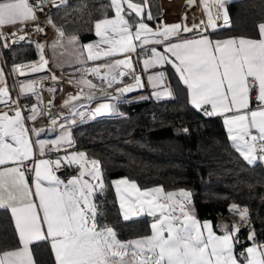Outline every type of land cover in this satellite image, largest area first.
<instances>
[{
  "label": "snow or ice",
  "instance_id": "obj_1",
  "mask_svg": "<svg viewBox=\"0 0 264 264\" xmlns=\"http://www.w3.org/2000/svg\"><path fill=\"white\" fill-rule=\"evenodd\" d=\"M48 2L36 0L33 4L30 0H0V29L36 21L37 11L42 12V5ZM188 2L192 4L194 0ZM226 2L211 0L217 9L214 15L209 0H202L207 22L201 21L193 28L174 24L153 30L143 22L144 6L133 0H110L108 7L114 10V18L105 16L97 20L95 34L100 40L96 44L83 45V49L87 52V60L97 61L133 53L137 47L164 44L163 52L151 48L149 58L143 61L144 70L171 65L187 89L190 104L205 116L223 117L232 146L251 164L258 159L264 160V23L258 27L259 39L212 40L201 33L198 38L171 42L181 32L197 28L215 30L216 21L221 18L227 25ZM132 13L141 18L139 22L133 24L126 18ZM152 18L149 13L147 19ZM48 22L52 23L51 20ZM36 30L43 31L38 26ZM57 31L64 36L62 30ZM77 40L72 36L69 42L76 43ZM101 44L108 47L100 48ZM36 47L41 51L40 64L30 66L32 72L42 71L48 64L43 56L44 45L37 44ZM22 67L16 69L21 75L24 74ZM121 69L134 71L130 57L85 71L111 88L121 82L118 77L129 74ZM133 78L135 85L117 91L123 94L143 87L139 76ZM51 79L56 81L57 77L52 75ZM164 80L163 71L148 77L154 88L164 89L155 93L157 99L172 95L163 84ZM77 83L90 89L96 87L83 78ZM0 85H5L2 72ZM20 92L21 95L34 92V85H21ZM76 99L79 97H70V101ZM10 100L6 85L0 87V103L14 112L10 116L8 112L0 111V210L10 211L21 247L0 253V264H35L30 245L39 241L50 242L55 264H264V244L256 242L255 231L247 237L253 242L252 246L239 253L237 258L235 245L240 242L237 235L240 224H234L231 231L228 225H222L223 234L217 235L210 222L201 223L194 215L189 191L165 193L157 187L141 192L136 183L127 178L112 182L123 219L128 221L132 216L146 212L152 217L151 234L121 241L112 226L102 223L103 212L95 202L97 193L106 190L100 161L88 159L84 152L66 154L55 160H36L25 117L18 101H12L17 105L12 108L8 103ZM253 103L255 107H252ZM112 111L114 106L105 103L96 108L94 115ZM31 112L27 119L34 121L38 109L33 106ZM56 123L53 119L52 125ZM60 127L65 129L63 124ZM31 131L38 137L42 130L33 128ZM36 143L40 156L45 155L47 144H50L48 151H60L64 145H73L67 129L58 139L47 144L43 141ZM29 161H32L31 165ZM62 161L68 167L78 166V175L67 181L59 179L55 170L61 168ZM29 172L33 173L31 185L26 175ZM230 210L243 222H248L246 208L240 209L233 204Z\"/></svg>",
  "mask_w": 264,
  "mask_h": 264
},
{
  "label": "trees",
  "instance_id": "obj_2",
  "mask_svg": "<svg viewBox=\"0 0 264 264\" xmlns=\"http://www.w3.org/2000/svg\"><path fill=\"white\" fill-rule=\"evenodd\" d=\"M145 2V0H143ZM109 0H66L49 8V20L64 32L63 39L76 36L83 41L93 37L96 19L111 15ZM229 25L209 30L211 37L258 36L264 21V0H227ZM143 19L151 25L161 12L159 0H147ZM137 17L130 16L131 23ZM12 61H36L40 50L31 41L7 45ZM51 52V51H49ZM54 69H58L50 63ZM64 71V67H61ZM173 99L154 100L144 92L115 103L114 111L103 115L83 113L68 127L74 149L100 161L106 190L95 202L103 212L102 223L112 226L121 238L148 233L147 215L125 221L120 213L112 179L125 176L139 187L161 185L165 190L185 188L191 193L190 208L199 219H209L216 230L222 224L232 230L240 224L239 243L264 240V166L260 160L249 164L235 150L221 117H208L188 102L186 87L169 71ZM34 93L20 94L23 101ZM187 129V131H185ZM248 210V222L234 219L231 206ZM237 216V215H236ZM19 245L9 211L0 210V251ZM35 264H52L44 241L30 245Z\"/></svg>",
  "mask_w": 264,
  "mask_h": 264
},
{
  "label": "crops",
  "instance_id": "obj_3",
  "mask_svg": "<svg viewBox=\"0 0 264 264\" xmlns=\"http://www.w3.org/2000/svg\"><path fill=\"white\" fill-rule=\"evenodd\" d=\"M109 2H110V0H109ZM133 2L141 4L142 6H144L145 7L144 14H146V16L148 15L147 9H146V4H145V2L143 0H133ZM159 2H160L161 12L154 18V24L151 25L150 23H148L146 20L143 19V22L148 24V26L150 28H152L153 30H155L157 28H162L163 26H171V25H174V24H180L182 27L187 26L188 28H193L194 25H200L201 21L207 22V13L205 11V6L202 3V0H194V3H192V4H189L188 0H159ZM59 4H61V1L60 2H56V0H54V3H53V2H51V0H49V2L47 4L42 5L43 11L42 12L41 11H37L36 15L37 16H41L44 19L45 23H49L48 22L49 21V8L52 7V6H55V5H59ZM209 8L213 12V14L215 15L217 9H216L215 6L212 5L211 0H209ZM132 15L134 17H136L135 13H132ZM114 16H115V13H114V10H113V13L111 15H108L107 17L108 18H114ZM104 17L98 18V19H96L94 21V23H93V33H94V35H93V37H91L89 39H86V40H83V41L78 39L76 43H70L69 42L70 37L67 38V39H63V37H61L62 39L59 38L58 42H56V43L54 41L47 42L46 44L48 46H50V51H51V52H49V54H50L49 56H48V50L46 48V44L43 43V42H40L41 45H44L43 56L48 61V64L42 71H39V72H32L31 69H30V66H33V65H37L38 66L40 64V59L36 60V61H32V60L18 61V62L12 61L11 62V67H10V73H9V71H8L6 65H5L3 54L0 51V72L3 73V80L5 82V85H6L7 89H8V92H9L10 96H12L11 88L9 86V84H10V80L9 79H11V77L13 78L14 86H15V83L17 82V80H21V79H28V82L30 84V80L32 78L36 77L37 75H39V73L42 74L44 72H47V70L50 72V74L51 73H55V72L56 73L59 72V71L53 69L49 65L50 63L54 64L58 68V70H60V71H62L61 67H64V71L67 74L77 75L81 79L83 78V79L89 80L91 77H93V78H96V77L91 75V74H86L85 68L87 66H96L97 67V66H99V64L100 65L109 64V63L114 62L115 60H119V58H122V57H126L127 58V56H128V57L131 58L132 66H133L134 70L138 72L139 77L141 78V81L143 83V87H141L140 89H138L136 91H133V92L129 93L130 94L129 97L138 96V95L143 94L144 92H147L156 101H161V100H166V99H173L174 98V91H173V87H172L171 82H170L169 71L172 69V71L175 73V75L179 78V76L176 73L175 69L171 65H164L163 67L149 68L147 71H145L144 67H143V61H142V59L145 58L146 54H150L149 53V48H150L151 45L155 46L158 49V51L163 52V48L165 46L164 44H161V45L149 44V45L144 46V48L137 47L135 52L128 53L126 55H116V56H113V57H110V58H105V59H101V60H97V61L87 60V52H86L85 49H83V45H87V44H90V43L91 44H96V43L99 42L100 37H98L95 34V22L97 20H99V19H103ZM126 18H128L130 23H131L130 17H126ZM140 19L141 18L137 17L133 24L139 22ZM216 23H217V28L216 29L229 25V23L227 25H224V22H223L222 18L217 20ZM261 23H264V21L259 22L258 27H259V25ZM50 24H52V23H50ZM53 26H55V25H53ZM57 28L59 30H61L59 27H57ZM132 30L135 31V28H133ZM209 30H212V29L208 28L207 30H204L203 28H197V29H194L191 32H187V33L181 32L180 36L176 37V38H172L171 42H179V41H181L183 39L198 38L201 35V33H203V35L209 36V38L212 39V40H223V39H228V38H239V37L252 38V39H259L260 38L259 34H258L257 37H248V36H241V35H238V36H225V37H211L209 35V33H208ZM27 32L30 35H32L31 31L29 32V31H26L24 29V31L19 35V37H21V36L24 37L27 34ZM258 33H259V31H258ZM10 35L11 34L8 32L7 36L9 37ZM115 38L118 39L119 37H115ZM51 40H54V39H51ZM17 42H19V41H17ZM9 43H15V41L14 42H9ZM135 43L139 44L138 41H136ZM107 47H108V45H104V44L100 45V48L106 49ZM81 52H83L84 55H81ZM40 53H41V51H40ZM17 66H23L21 68V71L24 72L23 75L20 74V71L16 70ZM160 71H163L165 73V80L163 81V84L166 85L171 90L172 95L171 96L161 97V98L157 99L155 93L157 91H163L164 89H163V87L159 88V86L154 88L152 86V84L148 81V77L150 75H155L156 73H158ZM8 74H9V76H8ZM47 78H49V77H47ZM5 85H0V87L5 86ZM186 91H187V89H186ZM29 93H34L35 95H37V93L35 91L34 92H29ZM187 98H188V102H189L188 92H187ZM254 100H255V98H254ZM23 102L25 104L24 105V108H25L24 117L27 119V117L32 115L31 109H32V106L34 104L33 105L26 104L27 101L26 102L23 101ZM111 102H114V101H111ZM189 104H190V102H189ZM34 106L38 109V114H37V116H38L40 109H39L38 106H36V105H34ZM15 107H16L15 105H12V108H15ZM252 107H255V103H253ZM0 111L8 112V114L10 116L14 115L13 111H11V110L7 111L6 110V107L4 106L3 103H0ZM41 116H42V114H41ZM41 116H40V119H41ZM219 117H221V116H219ZM37 120H39V119H37ZM221 120H222V123H223V117H221ZM25 126L29 129V137H30V139H31V141L33 143V146H34V152H35L36 160H39V159L55 160L58 157L65 156L66 154L83 152L81 149L69 148L67 145L62 146L60 151H48V147H50V144H47V142H50V141L55 140V139H58L60 137V135L63 134L64 130L67 129V128L62 129L59 124L53 126L54 127V131H53L52 134H46L45 132H43V133H40V135L38 137L34 133H32V131H31L34 128L32 124L25 122ZM223 127H224V129L226 131V134L228 136L227 129H226V126L224 125V123H223ZM67 131H68V129H67ZM37 141H43V142H46V144H47L44 156H40L39 155V147H38V145L36 143ZM230 142H231V140H230ZM65 149H66V151H65ZM88 159H92V158H88ZM62 164H64L63 161H62ZM26 175H27L29 184L31 185L32 184V180H33V173H31V174L27 173ZM85 178H87V177H85ZM124 178H127V177L118 176V177L113 178L112 182L116 181V180H121V179H124ZM127 179L129 181H133V180H131L129 178H127ZM136 185H137V183H136ZM112 186H113V189H114V192H115V196H116V200H117V203H118V206H119V213H120L121 217L123 218V215H122V212H121V209H120V201H119V198H118V196L116 194L115 186L113 185V183H112ZM137 187L140 189L141 192L148 191V190H151V189L157 188V187H161L165 193H167V192H178L179 190H182V189L186 190V191H189L188 189H185V188L165 190L161 185H158V184L157 185L148 186V187H144V188L139 187L138 185H137ZM135 195H136V193L133 192V198H135ZM9 213H10V211H9ZM142 215H147V214L145 212L143 214L134 215L132 217L142 216ZM148 217L150 218L148 233L143 234V235H139V236H133V237H130V238H121V237L118 236V239H120L121 241H126V240H129V239H134V238L145 236V235H150L151 234L150 224L152 222V217H150V216H148ZM196 218H197V216H196ZM11 219H12V217H11ZM197 219L201 223H204V222H210L211 223V221L209 219H199V218H197ZM234 219L237 220V217L235 215H234ZM12 222H13V225H14V220L13 219H12ZM211 225H212V223H211ZM222 225H224V224H222ZM14 228H15V225H14ZM212 228H213V231H215L217 235H222L223 234L222 230L219 231V230L214 229L213 225H212ZM229 231H231V230H229ZM17 237H18V235H17ZM44 242L47 245V248H48V251H49V254H50V257H51L52 264H55V258H54V254H53V252L51 250L50 242L49 241H44ZM256 242L260 243V244H264V240L256 241ZM252 243H253L252 241H249V242H246V243L241 244L239 246L235 245V254L237 255V258H239V254L237 252V249L238 248H243L245 250L247 247L252 246ZM19 247H21L20 244L18 246H16V247L4 249V250L0 251V253H2L4 251L15 250V249H17ZM33 259H34V257H33Z\"/></svg>",
  "mask_w": 264,
  "mask_h": 264
},
{
  "label": "bare ground",
  "instance_id": "obj_4",
  "mask_svg": "<svg viewBox=\"0 0 264 264\" xmlns=\"http://www.w3.org/2000/svg\"><path fill=\"white\" fill-rule=\"evenodd\" d=\"M31 26L34 27L36 25L32 24ZM28 28H29V32H30L31 27H28ZM40 28L43 29V31L49 35H52L57 30V28L54 27L53 25H51L50 23L42 24V25H40ZM24 29H26V26H24ZM26 36H27V34L24 37H26ZM46 48H47V44H46ZM125 58L126 57H122L119 59H125ZM93 67H96V66H91L90 68H93ZM121 70L128 71L129 74L125 75L124 77H118V79L121 80V82L114 84L111 88H109L107 86V84L104 83L102 85H96L95 88L90 89L85 85H77V84L72 83L68 78L64 77L59 72L55 73V76L57 77L56 81H53L51 78L35 80L34 86L37 90L41 91L42 96H43V100H44V105H45V112L41 116V119H39V120H41L42 123L44 122V123L50 125L53 119H60L61 115L63 116L62 110L56 111L54 109L55 105H53V98H52L53 95L54 96H56V95L61 96V95H69L70 94V96H73V97L78 96V97H83V98H86L88 96L94 97V95H96V94L100 95L101 97L93 99L90 101L91 103H93L91 106V109H93L94 111L101 104L106 103V104L110 105L111 100H109V98L111 99V98H114L115 96L122 95L119 91H117V89L135 85V80L133 77L138 76V72L135 70L134 71L126 70V69H121ZM140 88L141 87H136L133 91H136ZM50 89H52L54 91H50ZM127 93H129V92H126L123 94H127ZM65 108H63V110ZM37 121L38 120H35V122H37Z\"/></svg>",
  "mask_w": 264,
  "mask_h": 264
},
{
  "label": "built area",
  "instance_id": "obj_5",
  "mask_svg": "<svg viewBox=\"0 0 264 264\" xmlns=\"http://www.w3.org/2000/svg\"><path fill=\"white\" fill-rule=\"evenodd\" d=\"M61 0H56V2H60ZM36 0H30V3H35ZM47 4V3H46ZM32 24H35L36 26H31ZM42 24H45L44 22V19L41 17V16H37V20L36 21H28L24 24H17L15 26H5L3 27L2 29H0V32L3 33V35H0V51L1 53L3 54V58H4V61H5V65L10 73V67H11V62H12V56L8 53L5 52V48L7 45H10L12 43H9V42H17V41H31L33 42L34 44H40V42H43V43H47L48 40H51V39H57V37L59 36V33L58 31L56 30V32H54L52 35H49L47 34L46 32H38L36 29H37V26L40 28V25ZM53 25V24H51ZM24 26H26L27 28L25 29L26 31H29V28L28 27H31V31L33 32L32 33V36L27 32V36L24 37V39H20L19 35L23 32L24 30ZM56 27V26H54ZM21 28V29H20ZM57 28V27H56ZM58 29V28H57ZM8 32L11 34L9 37L7 36ZM59 73L61 75H63L64 77L68 78L70 81L74 79V75H68V74H63L62 71L58 70ZM48 72V71H47ZM49 74V73H48ZM47 77H40V76H36L34 78H32L30 80V84H33L34 85V81L37 80V79H45ZM12 79V83L14 84V81H13V78L11 77ZM34 91L36 93H38L40 95V102L42 104V113L44 111V103L42 102V93L37 90L34 86ZM59 97V95H56V96H52L53 98V105H55V98ZM254 98H255V95L253 94V101H254ZM12 101H18V104H19V107L22 111V114L24 116V113H25V108H24V102L23 100L21 99L20 95L16 92V95H15V99L13 98V94L11 96V100L8 101L9 104L12 105H15L17 106L16 104H13ZM26 104H36V99L35 97H32L30 98ZM4 106L6 107V110L7 111H10V109L4 104ZM58 108L54 106V109L56 110ZM40 116L41 115H38L36 116V119H40ZM62 116V115H61ZM35 120H29V119H26L25 118V122L26 123H30L33 125V127L35 129H37V127L41 126V125H45L47 126L48 124H45L44 122L42 123L41 120H38L37 122H35ZM52 125V122L51 124ZM56 125H58V123H56ZM53 126V125H52ZM260 162L262 163V165L264 166V160H260ZM29 165L32 164V161H29L28 162ZM78 166L76 165H73L71 167H68L66 166L65 164H62L61 168L59 170H55V175L58 176L59 179L63 180V181H67L70 177L74 176V175H77L78 174ZM29 174H31V172H29ZM244 249L243 248H238L237 249V252L238 254L243 252Z\"/></svg>",
  "mask_w": 264,
  "mask_h": 264
},
{
  "label": "rangeland",
  "instance_id": "obj_6",
  "mask_svg": "<svg viewBox=\"0 0 264 264\" xmlns=\"http://www.w3.org/2000/svg\"><path fill=\"white\" fill-rule=\"evenodd\" d=\"M61 29V28H60ZM64 37V36H63ZM59 38H61V36L59 35L58 37H57V39H54V40H48V42L50 41V42H52V41H54L55 43L56 42H58V40H59ZM62 39V38H61ZM153 47H155V46H150V48H149V53H150V50H151V48H153ZM156 48V47H155ZM47 50H48V56L50 55L49 54V51H50V46H48L47 45ZM158 50V49H157ZM149 56H150V54H146V56H145V58H143L142 59V61H144L145 59H147V58H149ZM39 59H40V57H39ZM38 59V60H39ZM50 65V64H49ZM51 66V65H50ZM52 67V66H51ZM91 66H87L86 68H85V70L86 69H89ZM53 68V67H52ZM54 69V68H53ZM55 70H57L58 71V69H55ZM61 70H62V68H61ZM48 71V70H47ZM86 72V71H85ZM49 73V74H48ZM56 73V72H55ZM55 73H51L50 74V72L48 71V72H44V73H42V74H40L39 73V75H37V76H40V77H49V78H51L52 77V75H55ZM62 73L63 74H67L65 71H63L62 70ZM86 74H88L87 72H86ZM68 75H71V74H68ZM8 76H9V74H8ZM138 76H139V74H138ZM10 80V84H9V86H10V88H11V92H12V94H13V98L15 99V95H16V92L20 95L21 94V92H20V89H21V85H26V84H29V82H28V79H21V80H17V82L15 83V86H14V84L11 82L12 81V79H9ZM79 80H81V78H79V76H77V75H74V79L73 80H71V82L72 83H74V84H77V85H83V84H79V83H77V81H79ZM89 81H91L93 84H95V85H102V84H104L100 79H98V78H93V77H91L90 79H89ZM160 88V87H159ZM129 93H131V92H129ZM129 93H127V94H122V95H118V96H115L114 98H109V100H111V101H114V103H116L118 100H120V99H128V98H130L129 97ZM10 95V94H9ZM43 97V96H42ZM69 97V98H68ZM70 97H73V96H70V94L69 95H61V96H59V97H57V98H55V107H57V105H58V108L56 109V111H58V110H62L63 111V116H61V118L60 119H55L56 121H57V123L59 124V125H61V124H63L64 126H65V128H67L68 129V127H69V125L74 121V120H76V119H79V120H81L82 119V114L83 113H87V114H90V115H94V113H95V111L93 110V109H91V106H92V104L93 103H91L90 101H86V99L85 98H83V97H79V99H76V100H71L70 101ZM60 98V99H59ZM35 99H36V104H34V105H36V106H38L39 107V115H43L44 114V112H45V106H44V111H43V113H42V104H41V102H40V95L37 93V95L35 96ZM43 99V98H42ZM42 102H44V100H42ZM66 102H68V103H66ZM111 103V102H110ZM62 104V105H61ZM33 105V106H34ZM32 106V107H33ZM115 106V105H114ZM66 107V108H65ZM63 108H65L64 110H63ZM108 113H110V112H108ZM105 114V113H104ZM68 131H69V129H68ZM240 209H244V207H241ZM237 215V216H236ZM236 217H238L239 215L236 213Z\"/></svg>",
  "mask_w": 264,
  "mask_h": 264
},
{
  "label": "water",
  "instance_id": "obj_7",
  "mask_svg": "<svg viewBox=\"0 0 264 264\" xmlns=\"http://www.w3.org/2000/svg\"><path fill=\"white\" fill-rule=\"evenodd\" d=\"M88 97L85 98L86 101H91V100L96 99V98H99L101 96L96 94V95H94V97L91 96V97H93L92 99H88ZM114 104H115L114 102H111L110 103V105H112V106H114ZM37 130H42L40 133L45 132L46 134H52L53 131H54V127L52 125H47V126L41 125V126L37 127Z\"/></svg>",
  "mask_w": 264,
  "mask_h": 264
}]
</instances>
